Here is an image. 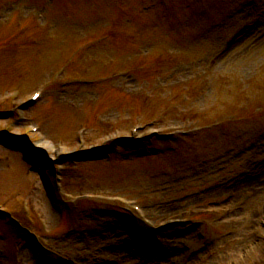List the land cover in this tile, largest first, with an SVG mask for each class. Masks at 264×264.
<instances>
[{"label":"rangeland","instance_id":"rangeland-1","mask_svg":"<svg viewBox=\"0 0 264 264\" xmlns=\"http://www.w3.org/2000/svg\"><path fill=\"white\" fill-rule=\"evenodd\" d=\"M166 9L0 0V112L10 113L0 115V264H264V0ZM114 22L107 43L78 48ZM159 47L182 58L124 72L131 55ZM148 123L195 131L132 134Z\"/></svg>","mask_w":264,"mask_h":264},{"label":"bare ground","instance_id":"bare-ground-1","mask_svg":"<svg viewBox=\"0 0 264 264\" xmlns=\"http://www.w3.org/2000/svg\"><path fill=\"white\" fill-rule=\"evenodd\" d=\"M262 193H263V192H262ZM262 193H261V194H262ZM259 194H260V193H259ZM261 201H262V200H261ZM214 261H215V260H212L211 262L213 263Z\"/></svg>","mask_w":264,"mask_h":264}]
</instances>
